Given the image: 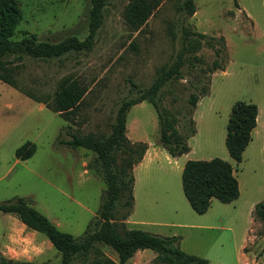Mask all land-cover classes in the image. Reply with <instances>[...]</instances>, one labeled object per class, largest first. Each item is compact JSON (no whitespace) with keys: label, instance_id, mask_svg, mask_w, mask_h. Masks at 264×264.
<instances>
[{"label":"rangeland","instance_id":"374dc122","mask_svg":"<svg viewBox=\"0 0 264 264\" xmlns=\"http://www.w3.org/2000/svg\"><path fill=\"white\" fill-rule=\"evenodd\" d=\"M182 1L158 0L145 23L133 28L125 18L129 0H108L90 50L17 62L15 78L21 89L0 81V202L23 197L58 229L81 235L99 208L105 184L92 151L58 144L57 138H69L67 131L109 134L120 101L135 96L130 82L142 89L151 85L160 68L175 59L185 26L206 34L213 47L202 43L188 54L182 77L162 87L159 103L180 125L189 93L204 84L209 92L198 99L192 114L196 132L187 140L191 151L178 157L159 145L152 105L142 101L130 107L126 135L131 142L146 143L153 156L134 170L133 208L125 223L128 228L178 236L181 250L207 259V264H264V221L253 216L254 205L264 200V0H236L237 5L234 0H194L196 11L189 17L178 10ZM6 6L20 13L12 39H20L22 31L49 41L67 35L83 39L87 34L90 0H0V11ZM215 40H223V70L209 72L214 48L220 45ZM65 76L85 88L69 120L35 100L50 101ZM236 101H250L258 112L257 127L239 162L230 158L224 144ZM26 141L35 144L34 153L16 158L15 149ZM121 157L118 154L117 161ZM213 157L232 165L239 195L229 203L212 198L199 214L182 192L181 171L187 159ZM100 247L106 256L117 259L112 249ZM0 255L60 262V253L44 234L3 212ZM125 264L164 263L154 251L143 249Z\"/></svg>","mask_w":264,"mask_h":264},{"label":"trees","instance_id":"16d2710c","mask_svg":"<svg viewBox=\"0 0 264 264\" xmlns=\"http://www.w3.org/2000/svg\"><path fill=\"white\" fill-rule=\"evenodd\" d=\"M108 0H90L88 12V30L83 39L67 35L57 41L42 40L33 33L22 31L20 39H12L20 20V13L13 6H6L0 11V81L14 87L18 86L15 78L19 63L25 58H59L72 51L90 50L103 19V10ZM235 5L237 1L234 0ZM158 0H129L125 6L126 21L137 28L145 23ZM178 10L189 17L196 11L194 0H183ZM183 44L175 59L162 66L151 85L145 89L130 82V92L135 96H125L119 103L109 134L97 137L93 134H78L67 131V139L57 138V143L69 148H85L94 153L96 171L104 181L105 188L94 217L88 222L79 236L64 232L52 223L44 214L34 208L23 197H15L0 202V212L14 215L27 228L45 235L51 245L60 253L58 264H72L79 260L81 264H125L138 250L150 249L157 259L164 264H207V259L189 254L179 248L178 236H163L148 231L128 228L126 219L133 208L134 175L132 167L140 162L147 145L144 142H131L126 135V115L130 107L147 101L154 108L158 121L159 145L171 157L186 154L190 147L188 138L195 134L192 118L197 101L208 94L207 84L197 92H190L184 108L183 122L178 125L176 116L163 107L159 100L161 89L177 78H181V68L188 59V54L196 51L202 43L213 47L212 40H205L207 35L191 31L183 26ZM219 48H214V60L209 72L223 70L221 52L223 40H215ZM193 59L196 57L193 55ZM17 62H19L17 64ZM21 89V88H20ZM23 89V88H22ZM85 88L75 78L62 77L48 101L44 103L50 110L69 120L80 104ZM257 106L250 101H236L231 107L226 124L224 144L232 160L239 162L242 152L251 140V131L256 126ZM35 151V144L26 141L15 149L18 159H26ZM118 154L121 160L117 161ZM182 192L190 207L196 213H204L210 206L211 199L229 203L239 195L237 179L232 165L221 158L187 159L181 171ZM253 216L264 221V200L253 207ZM100 245L109 247L117 259H111L101 250ZM46 264L42 262L8 259L0 255V264Z\"/></svg>","mask_w":264,"mask_h":264},{"label":"crops","instance_id":"0c3cea01","mask_svg":"<svg viewBox=\"0 0 264 264\" xmlns=\"http://www.w3.org/2000/svg\"><path fill=\"white\" fill-rule=\"evenodd\" d=\"M258 113V112H257ZM257 120H258V115L256 116V126L252 129V131H251V135H252V133L254 132V130H255V128L257 127ZM190 151H191V147H190ZM189 151V152H190ZM185 155V154H184ZM152 156H153V152H150V148L148 147L147 149H146V151L144 152V154H143V157H142V159L140 160V162L139 163H137L134 167H133V173H134V170H135V168L138 166V165H144L145 166V163H147V161H149L148 160V158H152ZM135 177V176H134ZM134 180H135V178H134ZM127 221H128V219H126V223H127ZM24 225V224H23ZM33 231V230H32Z\"/></svg>","mask_w":264,"mask_h":264},{"label":"water","instance_id":"95a60500","mask_svg":"<svg viewBox=\"0 0 264 264\" xmlns=\"http://www.w3.org/2000/svg\"><path fill=\"white\" fill-rule=\"evenodd\" d=\"M11 262H9V264H10Z\"/></svg>","mask_w":264,"mask_h":264}]
</instances>
